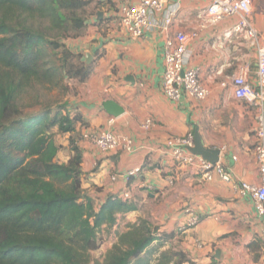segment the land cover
<instances>
[{"label":"crops","instance_id":"obj_1","mask_svg":"<svg viewBox=\"0 0 264 264\" xmlns=\"http://www.w3.org/2000/svg\"><path fill=\"white\" fill-rule=\"evenodd\" d=\"M105 4L94 18L86 20V32L78 40L83 46L76 43L80 48L86 45L85 53L92 55V71L82 83L83 90L67 101L68 113L81 116L83 122L77 121L72 133L55 136L60 145L58 153L67 150L66 162L71 155L69 139H75L81 152L82 187L96 204L106 195L121 196L126 191L131 195L129 199L137 208L118 215L115 225L119 232L145 218L143 204L152 208L145 219L159 231L175 232L174 226L186 224L191 215H196L198 223L172 239L191 264H264L260 238L264 219L256 214L251 198L241 195L235 185L240 181L259 182L254 155L255 108L235 99L231 85L232 74L245 66L249 82L257 87V53L252 41L244 34L226 35L235 17L198 28L207 1L181 0L169 32L197 30V37L188 44L190 65L198 70L208 95L197 101L181 92L178 101H171L160 87L165 33L158 28L142 38H131L116 21L106 20L111 11ZM249 19L264 44V0H252ZM108 99L120 105L123 112L116 117L108 115L102 107ZM110 118L114 119L111 124ZM146 119L152 120L148 129L142 127ZM98 129L130 138L134 150L98 151L82 138L85 131ZM194 130L203 147L220 151L218 161L230 173V182L218 177L203 181L173 165L166 140L193 134ZM136 167L139 171L127 179L125 172ZM170 177L172 183L168 182ZM215 251H219V258L214 257Z\"/></svg>","mask_w":264,"mask_h":264},{"label":"trees","instance_id":"obj_2","mask_svg":"<svg viewBox=\"0 0 264 264\" xmlns=\"http://www.w3.org/2000/svg\"><path fill=\"white\" fill-rule=\"evenodd\" d=\"M86 4L0 0V264H191L172 242L178 233L159 231L145 218L117 230L103 259H92L103 229L137 205L116 194L96 204L82 187L74 138L68 160H56L55 136L72 133L82 121L68 113L66 102L20 109L23 93L34 85L60 87L65 78L84 82L90 75L91 65L60 40L85 27L77 11Z\"/></svg>","mask_w":264,"mask_h":264},{"label":"built area","instance_id":"obj_3","mask_svg":"<svg viewBox=\"0 0 264 264\" xmlns=\"http://www.w3.org/2000/svg\"><path fill=\"white\" fill-rule=\"evenodd\" d=\"M137 0L132 3L123 0L116 5V22L131 38H142L153 29H160L166 35L163 48V72L160 87L163 95L171 101H178L181 92L197 101L204 100L208 89L199 78L198 70L190 65L191 52L188 44L197 37V30L188 32H169V27L180 8L181 0ZM207 5L202 9L198 28L215 24L224 18L235 17L237 20L226 31L227 36L246 35L256 48L257 68L256 83L253 87L248 80V69L245 66L238 68L231 76V85L235 99L244 101L255 108L257 127L255 131L257 143L254 155L259 175L258 184L240 181L235 184L241 195H248L253 201L256 214L264 219V44L259 41L258 34L251 25L249 16L252 0H206ZM109 123L114 119L110 118ZM152 125L151 119H146L142 125L148 129ZM82 138L89 141L98 151H125L134 150L133 141L128 137L114 134L109 130H89L82 133ZM166 146L171 150L173 165L185 169L188 173L197 175L203 181H211L214 177L230 182L232 177L220 161L211 163L200 155L190 152L193 146V134L173 136L166 140ZM139 171L133 168L125 172L126 177ZM115 179V175L111 177ZM173 182V177L168 179ZM123 199H129V193H122ZM199 221V217L191 215L186 225L192 227ZM264 245V227L260 234ZM183 264H189L185 262Z\"/></svg>","mask_w":264,"mask_h":264},{"label":"rangeland","instance_id":"obj_4","mask_svg":"<svg viewBox=\"0 0 264 264\" xmlns=\"http://www.w3.org/2000/svg\"><path fill=\"white\" fill-rule=\"evenodd\" d=\"M118 1H121V0H86L87 4L82 9L78 10L77 12L80 15H82L85 20L90 19L92 17L94 18L96 16L95 14L96 11H101L102 6H104L103 4L106 3L105 5L109 6L110 11H111L109 18L108 19L106 18V20L116 21V18H117L116 17V12H117L116 5ZM47 24H48L47 21L42 20L40 21L39 26L41 28H45L46 26H48ZM85 29H86V25L83 29H81L78 35L72 34L70 36H66L60 39L64 44H66L70 48V50H72V52L76 55V58L78 57L79 59L80 57L81 61L84 60V62H85L84 49L86 50L85 48L86 45L80 48L79 45H77L76 43H79L78 40L86 32ZM79 44L83 46L82 43H79ZM76 48H79V49H76ZM76 58L75 59L73 58L72 61L77 62ZM92 62H93V57L89 65H91ZM82 83H83L82 81L80 82L77 79H66L65 78L61 82L60 87L53 88L47 85H34L23 93L22 98L19 102L20 107H21L20 109L23 110L24 112H32V111L39 109L43 105H48V104L54 105L55 102H66L67 104V101L71 95L76 94L78 90L79 91L83 90L84 84ZM63 85L66 86L67 89H63L62 88ZM102 89H106V88L104 87ZM60 140L63 141V138H60ZM67 155H68L67 150L62 149L58 153L56 160L58 162L63 163ZM129 197H131L130 194H129ZM151 209L148 208L146 204L142 205L141 213L144 214L145 218L150 217L148 211H150ZM185 228H188L186 224L174 226L175 231L178 233V235L180 234L179 236L183 234L182 231ZM117 230H118V225H114L110 228L103 229V231L99 234V237L101 238L100 247L97 250L91 252L92 259H96L99 261L103 259L104 254L107 252V250L111 248L112 244L116 241Z\"/></svg>","mask_w":264,"mask_h":264},{"label":"water","instance_id":"obj_5","mask_svg":"<svg viewBox=\"0 0 264 264\" xmlns=\"http://www.w3.org/2000/svg\"><path fill=\"white\" fill-rule=\"evenodd\" d=\"M100 18H101V13L98 12L97 19L99 20ZM91 60H92V55L89 52H86L85 64L89 65ZM102 107L108 115L113 117H116L123 112V108L120 105H118L115 101L110 99L103 101ZM189 150L191 153L200 155L211 163H216L219 159L220 151L218 149L202 146L197 130H194L193 132V146L190 147ZM214 257L219 258V251H215Z\"/></svg>","mask_w":264,"mask_h":264}]
</instances>
